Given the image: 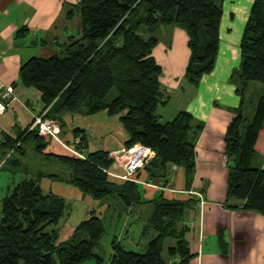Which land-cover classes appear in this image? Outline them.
<instances>
[{
    "label": "trees",
    "instance_id": "obj_1",
    "mask_svg": "<svg viewBox=\"0 0 264 264\" xmlns=\"http://www.w3.org/2000/svg\"><path fill=\"white\" fill-rule=\"evenodd\" d=\"M224 0H79L71 14L80 16L81 36L50 57L33 56L23 62V84L41 91L47 116L60 121L67 113L96 114L106 110L111 116L122 114L128 133L125 146L143 143L156 156L131 179H114L109 171L114 157L109 151L84 154L87 138L75 128L72 152H45L50 141L29 127L18 136L0 143L1 168L11 173L36 171V178H25L1 199L0 264H85L103 258L94 252L107 232L105 222L92 212L66 240H60L62 222L70 206L65 198L46 192L43 177L62 179L97 200L114 195L126 207L143 203L140 171L150 178H162L166 185L168 165L186 170L190 185L196 170V146L204 123L188 111H180L163 122L157 107L166 103L162 86L163 67L153 55L158 38L151 30L161 24L185 28L191 49L187 75L197 84L213 70L220 46V26ZM141 5L144 13L135 16ZM205 31L206 40L201 38ZM242 62L238 68L243 85L264 83V0H254L240 42ZM115 96L111 98L112 93ZM243 108L231 120L225 135V155L229 174L227 197L243 202V207L264 214V167H252L253 157L264 155V95L254 115ZM44 109V110H45ZM61 131V129H60ZM59 134V132H58ZM81 136V139H77ZM30 157V161L27 158ZM38 157V158H37ZM37 158L36 163L32 160ZM43 160H38V159ZM55 168V169H54ZM54 169V170H53ZM198 199H168L160 191L153 199V211L143 227L151 234L140 250L126 248L113 240L110 264H189L195 254L187 238L190 227L184 224L188 208ZM178 239L169 248L173 261L163 258L164 241ZM222 238V234H221Z\"/></svg>",
    "mask_w": 264,
    "mask_h": 264
},
{
    "label": "crops",
    "instance_id": "obj_2",
    "mask_svg": "<svg viewBox=\"0 0 264 264\" xmlns=\"http://www.w3.org/2000/svg\"><path fill=\"white\" fill-rule=\"evenodd\" d=\"M78 1L0 0V86L12 85L15 94V99L0 114V143L8 136H18L29 127L34 115L45 109L41 91L23 84L20 68L33 56L59 54L65 45L81 36L80 16L71 14ZM253 1L238 22L236 0H224L216 63L197 84L186 72L191 57L187 30L175 24H161L148 33L158 38L153 55L163 67L161 81L167 100L158 105L157 116L163 122L171 121L185 110L204 123L196 146V170L190 185L186 170L172 163L168 165L166 185L165 179L150 178L143 170L137 180L144 201L153 199L162 190L168 199H198L193 208L186 210L184 221L190 227L187 238L195 254L189 264H264V214L244 208L241 200L227 197L229 164L225 155L227 128L243 108L239 91L243 80L238 72L242 62L240 42ZM121 115L111 116L106 110L96 114L67 113L62 118L64 126L60 123L56 126L60 140L49 139L45 152L70 153L69 147H75L73 130L80 128L87 138L84 154L105 150L115 156V151L125 147L129 137ZM109 173L114 179H126L121 177L124 173L116 161ZM10 174L11 182L5 185L6 194L21 180L37 177L32 170ZM40 183L46 192L65 198L71 205L62 222L61 241L69 238L92 212L103 219L109 208V204L83 193L66 180L43 177ZM73 198L76 199L72 204ZM144 201L140 203H150ZM134 204L130 207L118 204L110 211V223L116 226L114 230L117 231L123 219L121 234L127 235L126 240H121V235L116 233L109 235L106 241L110 244L109 264L113 240L128 249L140 250L151 237V234H143L146 221L141 219L140 212L134 211ZM177 241L172 237L164 241L163 258L168 262L174 260L169 248L175 247Z\"/></svg>",
    "mask_w": 264,
    "mask_h": 264
},
{
    "label": "rangeland",
    "instance_id": "obj_3",
    "mask_svg": "<svg viewBox=\"0 0 264 264\" xmlns=\"http://www.w3.org/2000/svg\"><path fill=\"white\" fill-rule=\"evenodd\" d=\"M251 1L252 0H236V5L234 7L237 8L236 11H237V21L238 22L240 21L241 14H243V12L245 14L249 10V7H250L249 4L251 3ZM227 7H229V6L227 5ZM144 8H145V5H141L140 8L138 9V11L135 13V16H138V15L141 16L144 13ZM201 32H202L201 33V38H202L203 41H205L206 40V33H205L204 30L201 31ZM242 94L244 95V100H245L244 111L247 112L248 114L254 115V112H255V109H256V107H257V105L259 103L260 97L262 95H264V83H261V82H250L247 87L243 88V93ZM114 96H115V92L112 93L111 98L114 97ZM52 119L54 121H56L57 123H60L59 120L54 119V118H52ZM74 148H76V147H74ZM115 157H117V159L114 158V160L122 168L123 173L126 174V170H125L126 159H125V157H123V156H119L118 157L116 155H115ZM29 159H30V157L27 158V161H30ZM32 160L36 163L37 158H33ZM38 160H43V159H38ZM251 165H252V167L263 168L264 167V155L260 154V153L256 154L253 157V159H252ZM11 172L12 171H10L7 168H4V169H2L0 171V217H1V210H2L1 209L2 208L1 199L6 194L5 185L9 184L11 182V177H12V175L10 174ZM121 177L124 178V175H122ZM75 199L76 198L71 199L70 202L73 204ZM101 201L109 204L108 205L109 208H108L106 214L103 217V221L105 222V225L107 227L108 234L105 235V237H104V239L102 241L103 243L100 242L99 245H97L95 247L94 252L96 254H99L103 258V262L99 263V262H97V260L95 258H93V259L85 262V264H109L110 244L109 243L106 244V241L109 240V235L112 236L114 233H116V235H121L120 236L121 238L119 237L121 240H126V235L127 234L126 235L121 234L122 229H120V227L122 225V222H123V219L120 221V223H121L120 226L119 227L117 226L118 228H117V231H116V230H114V227H116L115 224L113 226L112 225L113 223H110V219L111 218H110V215H109L111 209H113L114 206H118V204L122 205L123 202L120 199H118V197H116L114 195H111V196H109V197H107L105 199H102ZM153 205H154L153 202L144 203V204L135 203L134 204V211L135 212H140L141 219L143 221L147 222L149 217H150V215H151V213H152V211H153V207H154ZM69 206H71V205L69 204ZM124 217H125V215L123 216V218ZM122 228H123V226H122ZM132 233H133V231H132ZM123 235H124V237L122 238ZM149 235H150V233L147 236H149Z\"/></svg>",
    "mask_w": 264,
    "mask_h": 264
},
{
    "label": "built area",
    "instance_id": "obj_4",
    "mask_svg": "<svg viewBox=\"0 0 264 264\" xmlns=\"http://www.w3.org/2000/svg\"><path fill=\"white\" fill-rule=\"evenodd\" d=\"M15 99L14 88L12 85L0 86V114L4 113L8 104ZM48 110H43L41 113L34 115L30 124L29 130H36L40 136L45 137L47 140L54 138L59 139L58 131L56 130L57 122L47 116ZM69 150L84 158L83 152L76 148L69 147ZM116 156H123L126 159L124 178L131 179L132 175L146 166L150 160L156 156V151L149 145L143 143H135L129 147H123L115 151ZM117 159V157L113 156Z\"/></svg>",
    "mask_w": 264,
    "mask_h": 264
}]
</instances>
